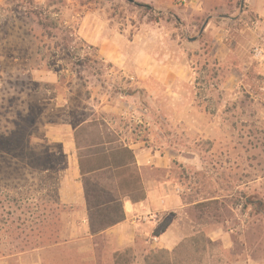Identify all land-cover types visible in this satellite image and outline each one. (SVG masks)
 I'll list each match as a JSON object with an SVG mask.
<instances>
[{
	"label": "rangeland",
	"instance_id": "obj_1",
	"mask_svg": "<svg viewBox=\"0 0 264 264\" xmlns=\"http://www.w3.org/2000/svg\"><path fill=\"white\" fill-rule=\"evenodd\" d=\"M3 15L52 73L31 75L27 103L15 96L0 118V264H115L109 236L77 229L81 209L59 221L64 142L93 119L171 146L183 206L160 220L172 248L140 239L130 264L200 235L213 244L195 255L204 245L190 243L186 264H264V23L244 0H0ZM155 66L179 78L140 83ZM58 237L70 242L39 247Z\"/></svg>",
	"mask_w": 264,
	"mask_h": 264
},
{
	"label": "crops",
	"instance_id": "obj_2",
	"mask_svg": "<svg viewBox=\"0 0 264 264\" xmlns=\"http://www.w3.org/2000/svg\"><path fill=\"white\" fill-rule=\"evenodd\" d=\"M244 2L245 7H249L264 23V0H244ZM3 16L7 17L9 21L0 26V118L3 117L4 122L7 123L6 120L10 115L7 111L9 109L10 113L13 114L15 96L21 100L20 105H24V99H28L30 96L28 85L31 81V75L33 76L32 80L40 82L46 80V74H51L52 70L45 64L43 57L39 55L38 45L29 44V30L14 28L16 23H14V19L17 20V16ZM7 25H12V27H7ZM116 56L107 55L119 66L120 61L115 59ZM120 67L123 68V66ZM178 76L174 74H170L169 77L159 76L157 66H155L154 69L151 67L147 71V75H144L139 82L143 84L174 83V80L179 78ZM54 77L55 75L51 78ZM15 84L20 85L16 95L14 93ZM189 112L187 115L194 114L191 109ZM171 117L173 119V116ZM138 120L152 128L157 126V122L153 118L148 119L147 117L138 116ZM105 121L116 133L121 135V139L126 145L134 150L147 195L144 200L139 202H133L131 199L126 198L123 201L125 220L108 228L101 234L111 238L115 246V252L134 247L140 239L148 240L149 237L155 239L157 243L159 242L161 248L171 249L172 247L165 243V240L172 225L160 236L154 234L160 222V215L178 210L183 206L180 188L170 177V171H168L173 160L169 150L171 146L166 143L154 146L144 138V135L133 137L130 127L124 128L120 121L116 119L110 121L105 119ZM64 152L68 159V166L64 169L67 180L65 184H61L58 188L59 200L67 206L74 207L75 215L77 209H81L83 212L81 226L85 228L86 236L94 239L99 235L89 234L87 205L81 181L74 133L67 142H64ZM156 170L163 172L162 179L149 174V172L153 173ZM155 244L153 243L151 247L154 248Z\"/></svg>",
	"mask_w": 264,
	"mask_h": 264
},
{
	"label": "trees",
	"instance_id": "obj_3",
	"mask_svg": "<svg viewBox=\"0 0 264 264\" xmlns=\"http://www.w3.org/2000/svg\"><path fill=\"white\" fill-rule=\"evenodd\" d=\"M74 138L87 205L89 234L103 236L102 232L125 220L123 201L126 198L133 202L146 198L143 176L134 150L126 145L105 120L93 119L81 124L76 127ZM67 211L68 206L60 202L59 221L62 226ZM70 211L75 215L74 207H70ZM75 223L80 230L81 222L77 219ZM171 223L168 218L161 219L154 232L155 236L166 232ZM69 242L67 238L58 237L53 243L46 245L40 243L39 247ZM190 243L204 245L202 250L195 251L197 255L206 250L207 245H212L213 241L200 235L185 239L173 251L151 250L144 258V264H186L193 257L186 254ZM132 253L133 247L116 251L115 264L132 263Z\"/></svg>",
	"mask_w": 264,
	"mask_h": 264
},
{
	"label": "water",
	"instance_id": "obj_4",
	"mask_svg": "<svg viewBox=\"0 0 264 264\" xmlns=\"http://www.w3.org/2000/svg\"><path fill=\"white\" fill-rule=\"evenodd\" d=\"M130 1H132V2H133V0H130Z\"/></svg>",
	"mask_w": 264,
	"mask_h": 264
}]
</instances>
